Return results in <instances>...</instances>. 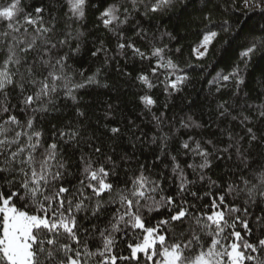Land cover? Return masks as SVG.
<instances>
[{
  "label": "snow or ice",
  "instance_id": "1",
  "mask_svg": "<svg viewBox=\"0 0 264 264\" xmlns=\"http://www.w3.org/2000/svg\"><path fill=\"white\" fill-rule=\"evenodd\" d=\"M65 2V16L75 21L84 20L86 10L94 7L97 20L117 37V56L130 53L141 61L155 59L151 75L170 70L165 92L170 96L181 91L187 74H176L183 69L166 56L168 46L153 43L135 14L143 5L142 15L150 19L188 0H128L131 7L123 11L108 0ZM208 3L204 0L205 7ZM54 7L55 0L50 7L41 4L31 11L22 0H6L0 6L4 26L0 31V264H264V164L256 172L253 157L254 148L264 149V124H260L264 101L253 105L245 100L239 109L238 99L235 104L219 103V116L238 123L243 134L227 130L224 148L189 136L179 146L184 160L167 150V134L159 137L160 154L151 167H125L132 159L127 153L114 159L91 142L85 153L79 128L53 126L51 133H45L41 125L61 94L76 101L77 91L100 84V69L87 77L81 71L80 80L69 71V59L80 51V44L73 47L71 40L84 33L74 36L69 31L60 38ZM243 7L264 12L262 0H243ZM45 14L50 17L47 23ZM202 23L200 39L191 49L196 60H203L220 33L231 28L228 20L217 25L211 11L203 15ZM123 25L133 27L134 37L146 42L148 51L125 36ZM217 26L219 31L213 30ZM163 35L175 39L170 33ZM260 46L264 38L244 47L233 69L217 73L208 83L232 81L238 97L244 84L241 63L246 69ZM108 51L101 42L91 55L103 53L107 61ZM137 80L148 89L155 86L143 72ZM140 101L149 111L156 104L149 95ZM162 117L163 113L153 119L160 124ZM181 127L200 125L189 117ZM120 131L110 129L114 137ZM157 139L153 136L151 142L156 144ZM66 146L80 150L75 164ZM219 154H227L228 160L235 157V162L214 179L209 173ZM161 157L167 159L163 167L170 174L162 170L153 175L156 161L163 163Z\"/></svg>",
  "mask_w": 264,
  "mask_h": 264
},
{
  "label": "trees",
  "instance_id": "2",
  "mask_svg": "<svg viewBox=\"0 0 264 264\" xmlns=\"http://www.w3.org/2000/svg\"><path fill=\"white\" fill-rule=\"evenodd\" d=\"M92 2L96 3L97 0ZM147 2L148 0H145V3ZM5 3L6 0H0V6ZM52 3L53 0H22L28 11L41 4L50 7ZM108 3L120 6L121 11L124 7H131L128 0H108ZM67 10L65 0H55L52 11L57 17L60 38H63V33L69 31L74 36L77 32L84 33L78 40H71L73 47L77 43L80 44V51L74 58L69 59L68 63L71 65L69 71L74 74L76 80H80L81 71L87 77L100 69L97 77L100 84L89 85L77 91L76 101L61 94L56 99L55 110L44 114L41 125L45 133H51L53 126L79 128L84 138L80 148L85 153L90 151L87 144L91 142L101 146L103 152L112 155L114 159L127 153L132 159L125 167L136 168L139 164L151 167L154 156L160 154L159 137L167 134L169 137L167 150L184 160L187 157L179 155L182 151L179 146L189 136L202 142L212 140L219 148H224L228 142L227 130L243 134L238 123L219 116L217 109L219 103L227 101L229 104H235L238 99L239 109L244 106L245 100L253 105H259L264 101V46L258 48L246 69L241 63L244 84L240 86L238 97L234 95L237 89L232 81H220L218 85L208 83L217 73L230 72L239 62V52L244 47L254 40L264 38V12L255 8L248 11L243 7V0H236L235 5L232 4V0H210L207 7L204 0H188L186 5L177 4L163 13L152 14L150 19L142 15L143 5L140 6V13L135 14V20L148 30L149 39L153 43L157 46L165 44L168 46L166 56L172 58L183 69V73L176 74L188 76L181 91L173 92L170 96L164 90L165 77L170 70L161 69L157 76H152L150 64L155 65V59L151 62L141 61L139 58H133L130 53L124 57L117 56L115 54L117 37L104 29L97 20L98 12L94 7L90 6L86 10V17L82 21L68 19L65 16ZM209 11L217 25L223 20H228L231 28L227 33H220L203 60H196L191 49L200 39L199 34L204 28L202 17ZM49 19L50 17L45 14L46 23ZM3 30L4 26L0 24V31ZM122 30L126 37H133L138 46L148 51L147 43L140 42L139 38L134 37L131 25H123ZM213 30L219 31V27H214ZM165 32L170 33L175 39L163 35ZM101 42L109 50L107 61L103 53L95 57L91 55ZM177 48L181 51L176 52ZM63 51L68 49L64 48ZM23 71L25 69L21 68V72ZM142 72L149 75L155 85L153 88L148 89L137 80V76ZM171 79H175V76H171ZM217 87H220L219 92L216 90ZM143 95H149L156 101L151 111L141 103L140 97ZM78 112H83L84 115L80 116ZM161 113L162 122L158 124L153 116L160 117ZM189 117L200 127H181V121L187 123ZM112 127H119L121 130L115 137L110 133ZM153 136L158 138L156 144L151 142ZM244 147H247V144ZM209 148L211 150V146ZM66 152L75 164L80 150L66 146ZM262 152L264 149H253L256 172H259V165L264 164ZM219 155L221 158L214 159V167L209 173L214 179L227 173L235 162V157L228 160L227 154ZM100 159L103 160V157ZM161 160L163 163L156 161L157 166L152 169L153 175L162 170L169 173V170L163 167L167 159L161 157ZM117 163L122 162L117 160ZM249 179H252V174H249Z\"/></svg>",
  "mask_w": 264,
  "mask_h": 264
},
{
  "label": "rangeland",
  "instance_id": "3",
  "mask_svg": "<svg viewBox=\"0 0 264 264\" xmlns=\"http://www.w3.org/2000/svg\"><path fill=\"white\" fill-rule=\"evenodd\" d=\"M262 2L264 3V0H262Z\"/></svg>",
  "mask_w": 264,
  "mask_h": 264
}]
</instances>
